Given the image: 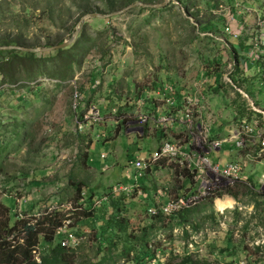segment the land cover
<instances>
[{"label":"rangeland","instance_id":"obj_1","mask_svg":"<svg viewBox=\"0 0 264 264\" xmlns=\"http://www.w3.org/2000/svg\"><path fill=\"white\" fill-rule=\"evenodd\" d=\"M134 3L152 7L135 6L121 15L88 17L80 22L88 15H109ZM211 5L217 8L210 10ZM263 11L264 0H188L185 4L175 0H0V41L15 40L22 48L43 49L69 41L75 29L79 30L76 46L61 49L73 56L74 62L79 60L64 79L50 76L53 65L47 62V75L33 80L19 78L14 84L0 80V145L4 147L0 158V202L9 209L10 220L60 202L68 210L75 196L74 184L81 188L83 198L77 204L81 210L89 208L90 191L95 202L115 186L132 191L134 184L140 186L137 194L125 193L134 229L152 203L160 205L181 197L189 189V178L179 174L182 168L156 163L139 176L129 164L135 158L148 159L158 147L152 124L139 133L137 104L143 102V111L150 104L162 108V103L151 96L163 99L157 94H162L163 83L173 87V92H166L172 98L171 109L184 113L183 96L178 100L181 90L184 98L190 95L202 99L209 110L207 114L216 115L226 128L241 121L232 120L230 103L236 98L234 91L242 92L239 94L247 104L246 94L255 107L264 108L263 84L250 73L251 66L241 52L234 60L237 51L232 46L236 40H231L230 45L219 40L228 37L225 29L235 27L238 16L243 27L239 39L248 47L256 36L255 14ZM45 53L51 57L55 51ZM216 60L220 65L214 64ZM215 75L221 86L217 93L211 86ZM74 91L81 95L75 110ZM90 106L96 107L100 119L85 121L79 132L75 117ZM252 120L260 123L255 116L249 118ZM116 127L120 130L117 135ZM182 127V137H173L180 143L187 140ZM227 147L223 145L222 151L209 158L226 163L232 155V151L226 152ZM254 165L246 161L244 173L253 182L264 175V162L253 169ZM239 195L236 201L243 205L254 203V211L235 216L234 208L215 211L210 200L204 202L196 209L200 213L213 211V219L191 220L197 229L186 227L187 237L181 228L157 233L163 251H157L149 264L156 260L160 264H180L187 254L189 264H264V200L255 204L254 195L247 189ZM96 206L100 205L95 203ZM84 222L73 220L61 234L82 233L77 238L78 253L94 257L95 232L89 231ZM101 225L98 222L96 227L100 229ZM117 264L124 263L120 260Z\"/></svg>","mask_w":264,"mask_h":264},{"label":"trees","instance_id":"obj_2","mask_svg":"<svg viewBox=\"0 0 264 264\" xmlns=\"http://www.w3.org/2000/svg\"><path fill=\"white\" fill-rule=\"evenodd\" d=\"M175 1L185 4L188 0ZM215 7L217 8L216 5H211L209 8L210 10H214ZM216 19H219V16ZM224 39L230 45L229 42L236 38L230 36V38L224 37ZM76 43H73L72 46H76ZM9 46L22 47L15 40L0 41V47ZM237 46L241 51L246 47L240 39L237 41ZM62 55H66L63 57L64 59H62ZM237 57L236 54L235 61ZM47 62H50V66L53 65L51 66L53 67V72L49 73L50 76L57 77L59 80L64 79L66 73L71 71L75 64L79 65V60L74 62L73 56L61 49L55 50V54L51 57H49V53L45 52L35 54L14 50H0V80H7L11 84H14L19 78L33 80L41 75H47L50 72ZM58 62L61 63L59 64L61 65L60 68L56 67L58 66ZM214 64L220 65L217 60ZM235 64L237 65V62ZM235 64L234 68H236ZM254 67L256 68L254 76L257 75L259 81L263 82L262 74L259 71L257 72L259 67ZM218 81L215 75L211 85L214 86L212 90L215 93L219 92L221 88ZM234 92L236 98L230 103L234 114V122L243 119L250 122L249 118L254 116L260 122L262 116L251 111L242 96L237 91ZM181 97L182 93L180 90L178 92V100ZM246 106L248 112H246ZM105 107L106 109L108 108L107 104H105ZM118 128L116 127V135L120 132ZM143 131L145 132V129ZM155 138L159 143L162 139L161 133L155 136ZM3 153L4 147L0 145V158ZM157 164L161 165L165 164V162L160 161ZM148 170L150 169L148 168L145 171L147 172ZM179 174L185 178L190 177L184 169L180 170ZM73 190L75 196L72 198L73 202L68 204V210L60 202L50 207L43 206L41 209L38 208L35 214H24L21 219L16 216L14 221H11L9 218V209L0 202V264H117L120 260L124 264H149V261L155 259L157 251H163L160 240L157 241L158 239H156L157 233H171L172 230L181 228L183 229L184 236L186 235L187 237V232L184 231L186 227L191 230L197 229V224L193 226L191 220L200 219L207 222L213 219V211L210 213H200L199 209L196 208L184 209L168 217L162 214L149 216L147 213L148 208H146L143 218L136 225L137 229H134L127 213L125 193L114 194L109 190L94 202L93 193L90 191L87 198L89 208L81 210L79 205L77 206L78 202L83 198L81 196V188L78 184H74ZM240 192L242 194L246 192V187L242 184H233L226 189V193L234 200H238ZM132 193L137 194V190H133ZM263 199L264 194L253 196L255 204L256 201L259 200L260 202ZM72 203H74L73 207ZM95 203H98L100 206L94 207ZM155 206L156 204L152 203L148 207ZM234 211L235 216L240 214L238 211ZM73 220H85V227L89 231L95 232L94 257H91L89 254L81 255L78 253L77 248H79V243L75 247H63L61 245L62 239L67 234H72L76 238L81 237L79 234L82 233L73 234L69 231L64 235H57L58 229L71 227ZM98 222L102 223L99 227L100 229L96 227ZM258 247L255 249L264 246ZM189 262V254L182 256L180 264H189ZM155 264L160 263L156 260Z\"/></svg>","mask_w":264,"mask_h":264},{"label":"built area","instance_id":"obj_3","mask_svg":"<svg viewBox=\"0 0 264 264\" xmlns=\"http://www.w3.org/2000/svg\"><path fill=\"white\" fill-rule=\"evenodd\" d=\"M235 8H238V5ZM215 16H220V14ZM232 19L231 17L230 20ZM253 24V31L256 35L254 40L249 42L246 51L236 50L238 52L236 54L238 56L241 52L240 56L244 57L248 65H252L253 67L258 66L259 73L262 74L261 76L264 79V11L255 14ZM225 31L227 34H231L230 29L226 28ZM219 40L226 45L225 39ZM226 80L232 84L229 78H226ZM260 84L264 86V81H261ZM161 90L162 94L160 92L158 94L163 95V99H161L163 104L171 107L172 98H169L170 94H166V92H173V87L162 85ZM244 96L247 98L246 95ZM80 100V93L74 91L72 95L74 110L79 107ZM247 101L250 110L262 116L260 123L257 120H252L249 123L241 120L238 125L233 126L228 131L227 135L220 138L210 137L211 123L209 124V122L203 119V112H206L207 108L200 104V101L193 96L189 95L184 98L183 106L185 111L183 114L177 113V115L163 113L158 108L150 114L147 111L141 110L144 104L142 101H139L135 117L140 134H143L144 127L149 123L159 129H167L175 124L184 125L187 133V140L183 143L164 140L148 159L139 160L135 158L129 161V164L139 176L142 171L160 161L172 163L186 170L190 175L188 191L181 197L172 200L168 199L160 203V205L156 204L155 207L148 208L147 213L149 216L162 214L168 217L184 209L197 208V206L209 200L212 203L211 209L216 211V202L227 199L231 200L232 206L226 208H234L238 212L246 210L248 212L254 211V203L243 205L226 193L228 186L242 184L253 195L264 194V175L253 182L252 178L244 174L246 161L253 162L255 165H261L264 162V110L255 107L254 103L248 98ZM111 113L115 114L116 111L112 109ZM78 119H80L79 122ZM99 119V111L95 106H90L81 116L75 117L78 131L83 130V123L85 121L86 123L89 121L95 122L99 121ZM223 145H228L239 152V157L235 160H229L224 164L212 161L209 155L219 151ZM101 158H104V155H101ZM111 190L113 193H129L132 191V189L123 186H115ZM133 190H137L135 185ZM18 218L21 219L23 216L19 215ZM65 228L58 229L57 235H64L66 232L64 234L61 233ZM77 244L78 239L72 234H67L61 241L63 247H75Z\"/></svg>","mask_w":264,"mask_h":264},{"label":"crops","instance_id":"obj_4","mask_svg":"<svg viewBox=\"0 0 264 264\" xmlns=\"http://www.w3.org/2000/svg\"><path fill=\"white\" fill-rule=\"evenodd\" d=\"M240 14H242V13H240ZM239 14V15H240ZM240 21V19H239V17L237 16L236 17V22H235V27H232L231 28V33H232V35L231 34H227L228 35V37H235L236 39H234V40H236V45L235 46H233L234 47V49L235 50H240L239 49V47L237 46V41H238V39H239V37L241 36V33H242V30H243V27H242V23L241 22H239ZM245 38H247V36H243V39H245ZM240 40H242V39H240ZM246 49H247V44H246V47H245V49L242 51V52H244V51H246ZM251 66V70H250V73L253 75V74H255L256 73V68L255 67H253L252 65H250ZM259 70H257V72H258ZM252 75H250L251 76V78H252ZM163 85V83H161V86ZM264 87V86H263ZM238 91V90H237ZM240 92V91H239ZM240 93H242V92H240ZM153 95H154V93H152ZM158 94V93H157ZM182 99L184 100V95L182 94ZM138 98L140 99V95L138 96ZM151 98H154L156 101H158V102H161L162 103V108H159V107H157V106H155L154 104H150V105H146L145 106V111H147V112H151L150 114H152L153 113V111L155 110V109H160V111H162L163 113H172L173 115H177V113H179L178 112V109H174V108H170V107H168V106H166V105H164L163 104V102H162V100L159 98H157L156 96H151ZM247 98H248V96H247ZM251 102H253L254 103V101H252L250 98H248ZM199 101H200V104H204V103H202V99H198ZM183 105H184V103H183ZM255 105V104H254ZM258 107V106H257ZM259 109H262V110H264V108H260V107H258ZM175 111V112H174ZM209 110L207 109V111L206 112H203V119L205 120H207V122H209V124L211 123V125H210V127H211V131H210V136L211 137H216V138H220V137H222V136H225V135H227V133H228V131L233 127V125H230L229 126V128L227 127H224V125L223 124H220L219 122H218V118H217V116L215 115L214 117H211L209 114H207V112H208ZM212 113V112H211ZM233 113V112H232ZM233 117H234V114H233ZM205 120V121H206ZM233 120V119H232ZM149 125V124H148ZM147 127V126H146ZM154 128H155V130H154V133H153V136L155 135V136H158L160 133H161V135H162V139H161V141L158 143V146L160 145V143L162 142V141H164V140H169V141H176V140H174V138H175V136H176V138H180V137H182V133H183V127H182V125H180V124H175V125H173L172 127H168L167 129H159V128H157V127H155V126H153ZM224 128L226 129V131L224 130ZM180 129V133H175L176 132V130H179ZM185 131V130H184ZM154 136V137H155ZM174 137V138H173ZM158 148V147H157ZM220 151H222V149H220L219 151H216V152H214V153H212V154H210L209 155V157L211 156V155H213V154H216V153H218V152H220ZM230 151H232V152H230ZM226 152H230L232 155H231V157H230V159L229 160H235V159H237L238 157H239V152H237L236 150H234V149H232L230 146H229V148L227 147V150H226ZM233 152L235 153V154H233ZM229 160H227V161H229ZM257 165H254V167H253V169L256 167ZM151 168V167H150ZM149 168V169H150ZM245 172H246V170H245ZM142 175V174H141ZM135 185V184H134ZM135 187L136 188H139L140 186H137V185H135ZM148 197H149V195H148ZM154 202V201H153ZM37 212V211H36Z\"/></svg>","mask_w":264,"mask_h":264},{"label":"water","instance_id":"obj_5","mask_svg":"<svg viewBox=\"0 0 264 264\" xmlns=\"http://www.w3.org/2000/svg\"><path fill=\"white\" fill-rule=\"evenodd\" d=\"M135 6H140V7H143V8L152 7L150 5L134 3V4L128 6L127 8H125V9L119 11V12L112 13V14H109V15H105V16L96 15V14L88 15V16L84 17L83 19H81L80 22H83L84 19H86L88 17H96V18H99V19H105V18H108V17H114V16H117V15H121L124 12L130 10L131 8H133ZM78 33H79V30L75 29V32H74L73 36L69 39V41L63 42V43L58 44V45H56L54 47L43 48V49H31V48H22V47H17V46H9V47H0V50H14V51H19V52H23V53L52 52V51H55V50L64 49V48H67V47L71 46L75 42V40H76V38L78 36ZM240 94H242V93H240Z\"/></svg>","mask_w":264,"mask_h":264},{"label":"bare ground","instance_id":"obj_6","mask_svg":"<svg viewBox=\"0 0 264 264\" xmlns=\"http://www.w3.org/2000/svg\"><path fill=\"white\" fill-rule=\"evenodd\" d=\"M230 206H232V202L229 199L224 200V201H217L216 202V211H222L226 207H230Z\"/></svg>","mask_w":264,"mask_h":264}]
</instances>
